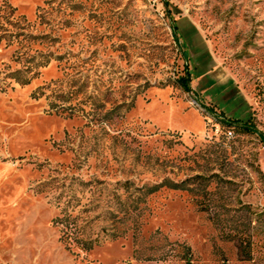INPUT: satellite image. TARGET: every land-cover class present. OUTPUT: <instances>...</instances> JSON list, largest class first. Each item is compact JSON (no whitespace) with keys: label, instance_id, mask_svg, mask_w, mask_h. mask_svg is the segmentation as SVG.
I'll return each mask as SVG.
<instances>
[{"label":"rangeland","instance_id":"1","mask_svg":"<svg viewBox=\"0 0 264 264\" xmlns=\"http://www.w3.org/2000/svg\"><path fill=\"white\" fill-rule=\"evenodd\" d=\"M243 124L264 137V0H0V264H264ZM75 205L85 253L52 225Z\"/></svg>","mask_w":264,"mask_h":264},{"label":"trees","instance_id":"2","mask_svg":"<svg viewBox=\"0 0 264 264\" xmlns=\"http://www.w3.org/2000/svg\"><path fill=\"white\" fill-rule=\"evenodd\" d=\"M172 29H173V35H174L173 25H172ZM14 75H17V78H15V80H17L20 84H27L29 82V79H21L20 77H18L19 75L18 72H15ZM189 80L190 79H189L188 72H185L184 77L179 79L180 84L185 92L190 91ZM221 121L222 122H219V123L222 126L231 127L232 125H234L233 122L226 120V119H221ZM239 128L244 132H247L250 134H256L258 138L260 139V141L264 143V137L261 134H259L253 126L248 125V124H243V125H240ZM184 183L185 182H181L180 184H169V186L172 189L176 190L182 187ZM89 184L90 183L80 182V186H89ZM72 200L74 201L73 194H72L71 201ZM76 205L78 206V204ZM76 205L70 211H68L67 209L59 211V214L53 218L52 225L58 229L59 241L63 245H65V247L68 250L78 249L79 251L85 253V252L90 251L94 247L100 246L103 243V240L99 238V236L84 237L83 234H80V230L75 229L76 228L75 223H76L77 218L76 216L73 215V213H74V209L77 207ZM56 208H58V206ZM65 231L67 233H65ZM80 236L82 237L81 239H79ZM230 240L231 241L235 240L237 244L238 257L242 260L250 261L251 248H252L251 240L249 238H246L243 240V238H240V237L232 238ZM186 264H190V262L186 261Z\"/></svg>","mask_w":264,"mask_h":264},{"label":"built area","instance_id":"3","mask_svg":"<svg viewBox=\"0 0 264 264\" xmlns=\"http://www.w3.org/2000/svg\"><path fill=\"white\" fill-rule=\"evenodd\" d=\"M227 135H228V136H231V133H230V132H228V133H227Z\"/></svg>","mask_w":264,"mask_h":264}]
</instances>
